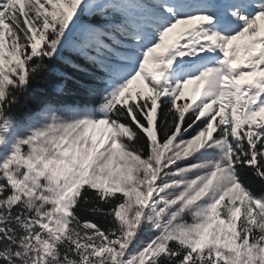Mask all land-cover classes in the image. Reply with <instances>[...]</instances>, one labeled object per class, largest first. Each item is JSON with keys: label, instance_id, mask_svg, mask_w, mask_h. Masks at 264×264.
Returning a JSON list of instances; mask_svg holds the SVG:
<instances>
[{"label": "snow or ice", "instance_id": "obj_1", "mask_svg": "<svg viewBox=\"0 0 264 264\" xmlns=\"http://www.w3.org/2000/svg\"><path fill=\"white\" fill-rule=\"evenodd\" d=\"M0 264H264V0H0Z\"/></svg>", "mask_w": 264, "mask_h": 264}, {"label": "trees", "instance_id": "obj_2", "mask_svg": "<svg viewBox=\"0 0 264 264\" xmlns=\"http://www.w3.org/2000/svg\"><path fill=\"white\" fill-rule=\"evenodd\" d=\"M51 79V77L48 74H45L42 78L40 83L38 84H34L33 85V90L35 91V97L30 96L29 97V103L35 104L36 101L41 97V93L39 91V89H46L48 88V83L47 81H49ZM76 99H82V97H70L69 101L71 102L72 100H76ZM92 218V217H89ZM98 222L99 218H95Z\"/></svg>", "mask_w": 264, "mask_h": 264}]
</instances>
